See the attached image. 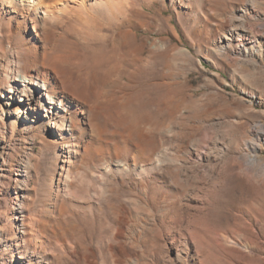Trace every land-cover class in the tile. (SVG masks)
<instances>
[{
    "label": "rangeland",
    "instance_id": "rangeland-1",
    "mask_svg": "<svg viewBox=\"0 0 264 264\" xmlns=\"http://www.w3.org/2000/svg\"><path fill=\"white\" fill-rule=\"evenodd\" d=\"M108 1L83 0L57 37L40 24L37 66L0 14V92L12 74L39 91L50 70L45 120L0 115V264H110L101 246L113 264H264V146L259 177L241 158L249 127H264V0ZM230 16L259 41L254 54L213 44ZM119 19L136 36L117 49ZM54 51L88 73L95 130L55 82ZM112 211L120 237L99 240L93 220ZM131 221L136 234L122 237Z\"/></svg>",
    "mask_w": 264,
    "mask_h": 264
},
{
    "label": "bare ground",
    "instance_id": "bare-ground-1",
    "mask_svg": "<svg viewBox=\"0 0 264 264\" xmlns=\"http://www.w3.org/2000/svg\"><path fill=\"white\" fill-rule=\"evenodd\" d=\"M68 1L70 0H7L6 2L1 3L0 14H2L3 16L6 15L7 20H9L10 22L13 21L15 23L13 25V29L12 28L10 29L9 34L12 32H16L17 36L21 40V44H23L25 48L24 51L28 55L31 65L37 66L40 64V60H39L40 56L38 55V45H37L38 40H40L38 36L40 30V24L46 28L48 36L57 37L60 34V30L67 23L70 24V26L71 24H73L71 23V18L74 15H78L77 13L80 12L82 8L84 7L88 8L87 6H84L83 0H81L80 2L77 0H73L75 5L68 4ZM104 1L106 2V0ZM112 6L113 5L111 3L110 7ZM82 12L83 11H81V13ZM116 13H117L116 15L117 18L119 17L123 18L125 15L124 12L122 11V7L120 6H117ZM119 20L121 25L119 24L118 27L119 29V32L117 33L118 39L115 40V42L112 39V41L114 42L112 47L114 46V48L115 46L117 48V45L121 42L125 43L128 33L132 34L134 37L136 36V33L134 31H130V29H128L129 26L127 23L125 24L124 21H122L121 19ZM243 20H244L243 18L240 20L235 16H230L228 20L229 23L227 24V26H224L221 32L213 39V44L216 45V47L220 50H225V51L231 50L234 54H239V55L254 54L256 52V51L254 52V48L256 47V49H258L260 46L259 41L256 40L255 38H251L248 35V32L244 29L245 23ZM122 25H124L123 29L120 28ZM27 26H29V28ZM103 29L104 27H101V30ZM98 30L99 29H97V31ZM110 33L112 34V32ZM234 38H238L239 43L232 45V41L234 40ZM14 51L16 54L20 53L18 48H15ZM54 53L55 55L57 54L56 51H54ZM103 54L104 53H102V55ZM238 60L235 61L237 63L244 64L243 62H240ZM13 61L15 67H18L16 66L17 61L16 60ZM50 65H51L50 67L56 73L55 76L56 77L58 76V78L54 77L57 85L60 86L62 89L67 90V92L69 93L65 97L67 102H70L71 104H74L76 106L82 105L83 111L86 114V119L88 121L89 127L95 130L97 127L96 124L93 123L92 121L91 109L94 106H96V101L92 99L93 91L91 89V86L87 81H83V78L86 77L88 73L87 72L83 73L80 69L73 70L71 67H67L63 62L60 61L58 54L54 56V59L52 60ZM13 69L15 71H19V69H15V68ZM40 74L43 79L41 80V84L39 85V91L27 89L28 83L33 84V81L30 76L21 74V76L17 75V77H14V75L12 74L11 81L6 85L4 83L2 87L3 90H1L0 92L1 97L3 98L0 101V115L6 113L9 117H12L13 115H17L19 114V112L23 111L24 118L29 121L31 117L32 119H34V121L37 119L45 120V117H48L47 113H45L41 107L40 98L42 91L46 90L45 93L48 92L46 89L48 85V81L45 78L50 74V70H43L40 72ZM103 93L104 94L109 93V89L103 90ZM165 94L167 96V93ZM48 96L50 100L47 101V103L49 104L53 103L54 97H51V95ZM124 97L125 96L119 97V103L122 105L125 102ZM14 101L18 102L19 107L20 106L22 107L24 104L28 105L29 111L27 112L22 108H19V110L13 112L11 108L12 107L11 103ZM3 106H6V110L3 109ZM59 122L61 123V121ZM54 124H56V122ZM247 132L249 136L243 140L246 150L241 157L243 161L242 163L245 165V170L247 173L246 175H248L249 177H259L260 175H262L263 170H262V165L258 163L257 152L258 149L264 146V127L262 126V124L256 123L255 125L250 126ZM17 215L21 217L23 216L22 208L18 210ZM115 216L116 215L114 211L105 212L102 213L98 218L93 220V222L95 221L94 224L96 226L95 228L97 231V238L99 240L110 241L113 238V236L120 237L121 230L114 225L116 221ZM89 226H91V224ZM23 227H26L24 222H23ZM137 227H139L138 222H132V221L129 222L124 232H122L123 234L122 237H124V233L126 234L133 233L135 235ZM184 248L185 251L187 250L188 252L189 250L188 240L184 241ZM178 250H179L178 256H180L181 250L180 249ZM101 254L102 257H108L110 264H113L115 255L111 251V249L104 250V248L101 246ZM25 256L34 258V260H36L37 263L44 262V258L38 253L36 254L33 251H30L29 254L26 253Z\"/></svg>",
    "mask_w": 264,
    "mask_h": 264
}]
</instances>
